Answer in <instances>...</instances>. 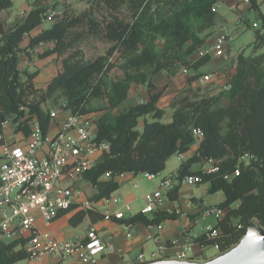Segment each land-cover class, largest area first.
I'll return each instance as SVG.
<instances>
[{
    "label": "trees",
    "instance_id": "1",
    "mask_svg": "<svg viewBox=\"0 0 264 264\" xmlns=\"http://www.w3.org/2000/svg\"><path fill=\"white\" fill-rule=\"evenodd\" d=\"M219 1L96 0L98 9L108 17L97 20L90 11L74 16L70 7L65 8L62 17L31 37L26 47L23 42L27 34L47 18L46 8H36L12 25L0 19V136L8 119L15 131L27 138L34 122L46 135L53 118L44 107L49 101L58 105L63 100L61 108L75 115L101 111L94 117L96 140L108 142L110 150L84 173L85 181L96 190L91 199L99 202L119 188L117 177L124 173H160L174 154L190 150L197 140L194 129L199 128L204 136L197 152L181 161L176 178L198 174V184L208 183L210 193L223 192L219 206L228 210L215 224L217 236L203 233L194 241L203 247L218 244L219 252L230 249L252 221L264 227V13L258 1H250L261 23L255 31L254 53L242 51L237 55L236 67L225 72L226 87L184 96L172 105V120L164 122L165 110L158 106L162 91L153 81L161 71L174 76L184 68L197 70L210 60L205 54L192 61V55L211 35ZM12 4L13 0H0V12ZM123 11L127 18L121 15ZM77 24L81 28L73 30ZM89 35L101 36L111 43L110 48L88 59L83 43ZM43 43L48 47L40 55L55 54L61 62L45 89L37 87V71L19 67L20 52ZM115 55L123 75L113 80L109 71L116 62H112ZM200 75H189V81ZM133 84L143 86L151 94L150 100L115 113L128 100ZM96 101L103 103L97 107ZM210 159L218 171L202 169ZM235 170H239L238 175L225 178ZM106 172L111 178L103 179ZM179 189L177 185L169 190V197L177 200ZM171 215L158 211L150 218L139 212L130 222H158ZM85 218L97 222L104 219V212L98 208L80 210L70 223L78 226ZM20 245L21 239L0 240V264L28 260Z\"/></svg>",
    "mask_w": 264,
    "mask_h": 264
},
{
    "label": "built area",
    "instance_id": "2",
    "mask_svg": "<svg viewBox=\"0 0 264 264\" xmlns=\"http://www.w3.org/2000/svg\"><path fill=\"white\" fill-rule=\"evenodd\" d=\"M249 2L251 0H245ZM69 3L70 0H65ZM63 10L51 7L47 10V18L53 21L60 19ZM226 36L223 32L216 37L214 49L216 54L224 53ZM209 50H202L200 55L209 54ZM184 72L188 69L184 68ZM213 74L203 75L204 81H211ZM143 103V102H142ZM51 117L56 116L53 110ZM10 119L3 123L4 139L2 160H0V240L4 237L10 241L23 240L28 260H42L48 254H55L61 258H74V264H101L96 258L103 253L112 250L113 246L104 238L103 234L91 225L86 237L74 239H59L48 231H42L37 226L38 216H41L47 224L53 223L65 212H77L98 208V203L91 198H83L81 183L85 181L84 173L95 164L90 155L95 151H109L108 142L96 140L97 131L94 119L87 114L75 115L68 112L65 122L60 126L54 136L43 135L38 122L32 125V132L23 143H6L5 130ZM194 135L198 138L204 136L201 129H194ZM47 144V151L42 156L38 152ZM183 158V154H180ZM205 172H216L219 167L214 159L206 162L202 168ZM158 173L144 171L147 178H155ZM239 170L225 175L230 179L232 175H238ZM123 175V174H122ZM111 178V173L106 172L103 179ZM200 175L187 174L182 179L173 176L165 177L160 187L145 195V206L142 214L152 213L161 208L167 198L168 191L180 184L195 185L200 182ZM104 204L110 202V198L102 199ZM120 206L118 209H108L104 212V219H116L124 221L126 211L131 210L127 202L121 204L120 199H114ZM122 205V206H121ZM225 211L219 206H208L202 211L201 217L208 219L215 216L223 217ZM127 227L131 222H125ZM152 226V225H150ZM158 225V228H162ZM205 233L209 237L217 236L218 230L215 224H207ZM128 236H132L129 232ZM6 241V240H5ZM215 247L219 250V245ZM161 248V247H160ZM160 253L153 252L149 260L143 252L138 255L139 262L144 264L157 260ZM179 259H188L186 252L178 255ZM10 264H17L13 262Z\"/></svg>",
    "mask_w": 264,
    "mask_h": 264
},
{
    "label": "crops",
    "instance_id": "3",
    "mask_svg": "<svg viewBox=\"0 0 264 264\" xmlns=\"http://www.w3.org/2000/svg\"><path fill=\"white\" fill-rule=\"evenodd\" d=\"M79 1L82 2L83 0H70L69 3H66L65 0H33L32 2L26 3L24 5V8H22V14L21 15L13 16L9 12V10L7 9V11L3 10L0 12V19L4 20L7 25H12L15 21L22 20L23 18L27 17L31 13V11L36 9V8H44V9L46 8V11H47L51 7H57V8H61L64 12L65 8L72 7L75 3L79 2ZM241 1L242 0H220L218 3L222 2L225 7L230 6L231 8H233L235 5L239 4ZM257 1L259 2V0H257ZM218 3H217V5H218ZM246 3L251 4L250 1L246 2ZM217 5H216V9H217ZM217 13L218 14H217L216 25L213 27L214 30L212 29L210 31L211 35L206 39L202 49L192 55V61H196L200 58V56H201L200 52L202 50H208L207 49L208 48L207 43H208V40L210 37L214 36V39H215L214 42H216L217 35L219 33H221L220 30L216 32V28H215L217 26H221V24H222V22H219L220 13H219L218 9H217ZM44 20H45V18H44ZM44 20H43V22H44ZM52 26H50V27H52ZM43 29H46V28L43 27V23H42L41 25L34 28L31 32H29L30 35L27 34V37H26L25 41L23 42V47H26L29 44L31 37L39 34ZM214 32L216 34H214ZM47 47L48 46L46 45V43H43V44H40L39 46H37L35 48H32V49L28 48L27 51L22 50L19 54V67H20V69L37 71L38 74L36 76L35 81H36L37 87L43 88V89H45L47 87L48 83L57 75V73L61 67V62L58 59L57 55H55V54L48 55V56H41L40 55ZM22 52L24 53L23 55H21ZM214 54L218 55V54H216V52H214ZM209 56H210V60L208 62L213 61L211 59L212 58L211 52H209ZM0 59H1V57H0ZM54 59H56L58 61V63L60 62V65L57 66L56 71H54L50 74L46 85H38V83H37L38 77L43 73L44 69H46V67H47L46 65L49 64L51 62V60H54ZM204 65L201 66L197 70L192 68L194 73L191 72L192 69H188V72H184L183 70H181L179 73H177L174 76H172L167 71H161V72L157 73L154 76L153 81L158 86V90L162 91L160 98H159V101H158V106L160 108L164 109L165 111L167 110V108H169V107L171 108L172 107L171 104L173 102V99L177 96V94L181 90H183L184 88H186L188 86L196 87V88L201 87L203 89L206 87H214V88L215 87H220V88L226 87L227 83H225V82H222L221 84L216 83V79L219 76L216 75L215 69H212L211 71L208 72V73L213 74L212 80L208 81V82L204 81V79L202 78L203 77L202 76L203 75L202 70H203ZM195 73H200L201 75L198 78H196L192 81H189V75H192ZM224 77H225V74H221L219 79L220 78L223 79ZM150 98H151V94L143 86H138L136 84H133L130 91H129L128 100L119 106V107H121L120 110H119V108H116L117 110L115 109L116 112H115V110H114V112L118 113V112L122 111L123 109L127 108L131 104L142 103V102L144 103V102L150 100ZM63 102L64 101L62 100L60 102V104L55 105V104H53V102L49 101L44 106L49 111L54 110L56 112V116L53 117L54 121L53 122L51 121L49 130L47 133L49 136H54L58 132L60 126L65 122V120L67 118L68 111L62 109L60 106L61 104H63ZM94 103H96V102H94ZM100 113H101V111H95V112H93L91 114H87V115L94 119V117H96V115H99ZM172 114H173V109H172ZM147 118L149 120H151V118L149 116ZM142 120H143V124H144V118ZM162 121H164V120L162 119ZM164 122H169V121H164ZM140 123H141V121H140ZM96 131H97V126H96ZM26 138L27 137H25L21 132H16L13 124L11 122L9 123L8 127L5 130V142L6 143H12V142L23 143L26 140ZM202 138L203 137H201V138L197 137L196 142L191 145V148L189 151H187L185 153H179L178 154L181 161L184 159H187L191 154L197 152V149L200 145ZM46 151H47V144H45L42 147V149L39 150L38 154L43 156L46 153ZM102 154H103V152L98 150V151H95L94 153H92L90 155V158L94 161V163H96L101 159ZM180 154H183V158L180 156ZM178 167H177V169H178ZM196 168L198 169L199 167H196ZM177 169H176L175 174L170 175V176L176 177ZM134 175H135V173H132V172L124 173L123 176L120 175V176L124 177L123 182L119 181L120 176L117 177V181L119 182V188L117 190L120 189V186L122 185V183L128 184L129 182H131V180L134 179ZM144 177L147 178L146 176H144ZM147 179L152 180L154 178H152V179L147 178ZM161 181H160V183H161ZM82 183H87L89 186H92L91 183H89L87 181H83ZM131 183H133V182H131ZM160 183L155 182L154 187L155 186L156 187L153 188L151 191L158 189L160 187ZM134 184L137 185L136 182H134ZM147 184L149 185V182ZM200 184H202V183L195 184L196 186L190 185V184H185V183L180 184V189H179V193H178L179 198L177 200H174V199H171L169 197V194H167V198L165 200L164 205L161 208H158L157 210L152 212L154 215L155 212L165 211V213H167V214H173V215H171V217H167L166 219H161L158 222H150V223L137 222L136 224H132V226H130V227H127L125 225V222H130V218H132L135 214L141 212L142 208L145 206V196L143 197L144 206H142L140 211L133 213V214L131 213L132 212V201L135 200V196H134L133 192H131V193H125L124 192L123 193V190H121L122 191L121 194L123 193L125 195V198L118 196L116 198L111 199V196H110L109 197L110 202L106 203V204H104V201L101 200L98 203L97 207L99 210H101L103 212H105L108 209L113 210V209H118L120 207L114 201V199H120L121 204H123L125 202L129 203L131 205V210L126 211L127 214H126V218L124 221H119V220H116L114 218H112V219H101V220H99V221H102V224L100 226H96V224L99 221L92 222L88 218L91 221V223L88 225V230L91 227V225H94L103 234L104 238H106V240L108 242H110L111 245L113 246L112 250H109V251L103 253L102 255L98 256L96 259L101 264H134V263H138L139 262L138 255L141 252H143L145 254V252H146L145 249L148 246V244H151V241L154 244V246L152 248H150V250H148V252L150 253L149 257H147L145 254L147 260H149L152 256L153 252H156V251H158L160 253L158 259H166V258L179 259L178 255L182 251H184V252H186L187 257L189 256L188 259L196 260V261H205V260L213 258L214 256L217 255V253L219 254L220 253L219 250L215 246H212L215 248L216 253L214 255H207L206 250H208L212 247H203L201 244L194 241V237L205 233V231L199 232V233H196L194 231V233H192V228H193L194 224H196L198 218L201 217L203 209L205 207H208V206H219L224 200V194H223V198H221L217 201L218 204L217 203H210L207 205L205 203V197L207 195V192H209L208 191V183H206V186L204 188H201L200 193L194 192V188L197 186H200ZM149 187H151V186L149 185ZM94 190H95V188H94ZM151 191H149V192H151ZM95 192H96V190L94 191V193ZM92 195L86 196V192H85V190H83V198H91ZM185 195H188L189 197L186 199ZM176 203H178V204H176ZM236 205H237V203L233 204V206H236ZM227 210L228 209H224L225 215L227 213ZM77 212H75V211L74 212H65L64 214H62L58 219H56L51 224H47L41 216H38L37 226L42 231H48L59 239H74L76 237L84 238V237H86L88 231L84 235H80V234L76 233L75 237L72 238V236L65 235L64 229L58 228V225L60 224V221L63 218H66V220H67L66 223H68L69 225H72L70 223V218L74 214H76ZM149 214L150 213L145 214V215L150 217ZM153 215H152V217H153ZM152 217H150V218H152ZM85 219H87V218H85ZM206 220H208V219H206ZM150 225H152V226H150ZM158 225H162L163 227L159 229ZM183 226L185 228V231H181ZM129 232L132 233V236H128ZM137 248L139 249V252L137 253V255L133 256V257L129 256L130 252L137 249ZM189 252H191V253H189ZM20 262H21V264H74L75 259L74 258L63 259L58 255L48 254L40 261L22 260V261L17 262V264H19Z\"/></svg>",
    "mask_w": 264,
    "mask_h": 264
},
{
    "label": "rangeland",
    "instance_id": "4",
    "mask_svg": "<svg viewBox=\"0 0 264 264\" xmlns=\"http://www.w3.org/2000/svg\"><path fill=\"white\" fill-rule=\"evenodd\" d=\"M33 0H13V4L10 8H8L11 15H21L22 14V8H24V5L26 3L32 2ZM96 0H83L82 2L79 1L75 3L71 8V11L74 16H79L85 11L93 12V16L97 20H101L103 17H108V14L104 12L101 9H98L95 3ZM260 10L262 13H264V0H259ZM217 9L220 13L219 22H222L221 26H217L216 32L221 31L225 34L226 39L224 42V53L220 55H215L214 52V36L210 37L207 43V49L212 53V60L211 62H208L203 67V75L211 71L212 69L216 70V75L220 77L221 74H225L226 71L235 68L236 67V57L237 55L244 51L246 55H250L254 53V40H255V31L257 28H260L261 23L257 19V13L254 9L251 8V4L246 3V1L242 0L239 4L235 5L233 8L230 6L225 7L222 2L218 3ZM7 11V9H6ZM5 11V12H6ZM103 11V12H102ZM122 16L126 17V12L123 11L121 14ZM54 23L53 20L46 18L43 22V27L49 28ZM80 25H75L72 27V29H80ZM213 29V28H212ZM210 29L209 31H211ZM214 30V29H213ZM214 34H216L214 32ZM30 35V33H29ZM111 46V43L103 40L101 36H95V35H89L87 39L83 43V48L86 52V57L88 59L93 58L94 56H97L99 54L105 53ZM262 51V50H260ZM24 53L22 52L21 55ZM117 55L114 56L113 61L115 62L113 65V68L109 71V76L111 79L116 80L120 77H122L123 73L119 67L120 61L117 59ZM60 65V62L56 59L51 60L49 64H47L46 69H44L43 73L38 77L37 83L38 85H46L49 76L52 72L56 71L57 66ZM33 72L32 70H29ZM195 71V70H194ZM192 73L193 69L191 70ZM202 75V76H203ZM219 77L216 79V83L221 84L222 82L227 83L226 76L223 79H219ZM203 78V77H202ZM200 88V89H198ZM191 87L188 86L181 90L177 96L173 99V102L171 106L174 103H177L180 99H182L184 96H196L198 94H203L210 92L212 90H218L220 87ZM103 102L102 101H96L94 103L97 107L101 106ZM119 110L121 107H118ZM172 107L167 108L164 114V121H170L172 120ZM117 110V109H116ZM115 110V112H116ZM143 118L139 121V129L142 130L143 128ZM54 121V118L52 119V122ZM12 123V122H11ZM196 145V144H195ZM194 146V145H193ZM3 145L0 144V160H2V154H3ZM181 163V159L179 158L178 154H174L166 164V167L164 170H162L160 173L156 175V177L152 180H148L144 177V171L139 172L134 175V179L131 180L128 184L122 183L120 186V189L112 193L111 199L116 198L118 196H121L122 198H125V193H134L135 200L132 201V214L136 213L141 210L142 206H144V200L143 197L145 194L149 191H151L154 187L155 182H159L164 177H169L170 175L175 174L177 167ZM123 176V175H122ZM120 176V182H123V178ZM134 182L137 183V185L134 184ZM149 182V185L152 187H149L147 184ZM196 186V185H195ZM206 186V183L200 184V186H197L194 188L195 193H200L201 188H204ZM81 187L86 192V196H90L94 193V188L92 186H89L87 183H82ZM121 190H123V193L121 194ZM126 190V191H125ZM189 196L185 195V198L187 199ZM223 198V192L217 191L216 193H209L207 192V195L205 197V203L208 205L210 203H217L218 200ZM178 204V203H176ZM106 208V207H105ZM127 214V213H126ZM153 213H150L149 216L152 217ZM181 220V219H180ZM217 218L215 216H211L208 218V220H204L203 218L199 217L196 224H194L192 228V233L194 231L196 233L203 232L206 229L207 224L213 223L216 224ZM66 218H63L60 221V224L58 225V228L64 229L65 235L72 236V238L75 237V234L78 233L80 235H84L88 231V225L91 223V221L87 218L85 219L81 224L78 226L69 225L66 223ZM102 224V221H99L96 226H100ZM181 231H185L184 226L182 227ZM4 240L10 241L11 239H8L4 237ZM154 244L151 241V244H148L146 247V256L149 257L150 253L148 250L152 248ZM139 252V249H135L130 252L129 256L133 257L136 256ZM191 253V252H189ZM207 255H214L216 253L215 248L212 247L208 250H206ZM218 254V253H217ZM189 258V256H188ZM21 264V262L19 263Z\"/></svg>",
    "mask_w": 264,
    "mask_h": 264
},
{
    "label": "water",
    "instance_id": "5",
    "mask_svg": "<svg viewBox=\"0 0 264 264\" xmlns=\"http://www.w3.org/2000/svg\"><path fill=\"white\" fill-rule=\"evenodd\" d=\"M144 264H264V227L252 221L238 243L205 261L166 258Z\"/></svg>",
    "mask_w": 264,
    "mask_h": 264
}]
</instances>
